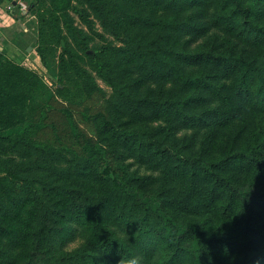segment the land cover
<instances>
[{
	"label": "rangeland",
	"instance_id": "rangeland-1",
	"mask_svg": "<svg viewBox=\"0 0 264 264\" xmlns=\"http://www.w3.org/2000/svg\"><path fill=\"white\" fill-rule=\"evenodd\" d=\"M195 1L122 0L111 11L112 32L83 0H72L83 15L69 10L78 31L63 30L81 58L82 77L60 71L61 45L39 43L27 0L0 2L25 40L14 58L38 77L33 119L0 129V264H118L131 255L140 264H195L193 238H183L174 254L160 222L152 215L145 220L142 208L111 189L101 161L74 137V128L100 144L135 189L158 196L177 221L197 227L207 246L204 264H264V197L246 204L243 196L249 187L264 192V146L261 172L233 161L218 170L231 186L213 190L202 169L154 153L146 138L129 133L145 129L161 147L172 144L209 161L264 139V86L258 88L256 74L240 88L235 66L177 56L208 51L264 64V36L252 29L264 30V0H239L246 18L230 0ZM131 44L144 52H114L99 61L85 55ZM232 186L241 188L233 200ZM83 192L96 197L99 228Z\"/></svg>",
	"mask_w": 264,
	"mask_h": 264
},
{
	"label": "trees",
	"instance_id": "trees-1",
	"mask_svg": "<svg viewBox=\"0 0 264 264\" xmlns=\"http://www.w3.org/2000/svg\"><path fill=\"white\" fill-rule=\"evenodd\" d=\"M2 0H0L1 2ZM28 7L36 16L38 21V41L39 43H47L48 41L57 42L62 46L63 51L59 57L58 67L63 75H77L82 77L86 71L80 64L81 58L69 47L67 34L64 29H67L69 34L78 31L72 26V16L69 10L78 12L80 17L83 15V9H77L71 4L72 0H27ZM122 0H83L85 4L92 9L97 17L101 20L102 25L112 31L116 32L114 25L111 24L110 17L111 11L119 9ZM177 2L179 0H176ZM234 4V8L240 11L245 18L249 15L247 9L242 7L239 0H230ZM198 1L196 0L195 3ZM201 2V1H200ZM199 2V3H200ZM194 3V4H195ZM204 3V2H202ZM219 18L226 20L224 16L219 15ZM148 20V19H147ZM259 35L263 34L264 30L256 25L252 26ZM247 30H250L247 27ZM162 42L160 41V44ZM127 49L122 47L101 46L98 49H92L91 53H85L89 58L99 61L107 54L133 52L142 53L143 47L141 45H128ZM164 51V48H159ZM41 54L43 48L39 46ZM86 50V48L84 49ZM83 50V51H84ZM185 58H201L207 57L214 60L221 67L235 66L240 70L238 87L243 88L248 85L249 81L256 74L258 88L264 86V64L249 60L243 55H213L208 51H197L190 53H177V56ZM38 77L36 73L22 66L18 61H15L5 55L0 50V129H19L26 125V122L33 119V109L30 107L31 94L36 86ZM191 81L194 79H186ZM263 98V97H262ZM264 99V98H263ZM259 100V97L258 99ZM74 137L79 139L84 148L88 150L91 156H95L101 161L102 169L100 171L103 178H105L111 189L118 195L129 198L131 203L139 208H142L144 219L147 220L148 215H152L156 221L160 222V232H162L168 241L173 239L174 254H180L182 249L180 247L183 238L192 237V244L189 250L191 257L195 264H204V256L206 254V245L198 237L197 227L183 222H179L164 209L163 201L156 195L144 194L135 189L130 183V177L125 173L123 167L116 162L113 164L114 158L105 153L102 146L96 143L91 137H87L84 132L74 128ZM131 135H138L146 138L148 141L146 146L152 149V152H157L163 157L166 154L175 158L179 164L189 165L192 168L198 167L203 170L205 177L212 179L214 182L213 190L219 186H231L228 178L224 175H219L218 170L225 164L234 163L233 161L242 160L254 170L261 172L262 170V149L264 146V139L256 137L251 141L249 147H242L235 151L226 153L222 158L215 161H209L202 156H195L181 151L179 148L172 144H166L162 147L160 142L154 141L150 138L149 133L145 129H135L130 131ZM146 147L145 145H143ZM17 177L15 172L11 174ZM231 200L236 196H241L239 186H232ZM235 190V191H234ZM244 202L250 204L255 199L264 197V192H260L255 188H247L243 193ZM96 197L89 195L86 192L82 193V201L88 207L90 217L94 224L99 228L101 227V218L99 207L95 203ZM252 205V204H251ZM145 224H149L146 222Z\"/></svg>",
	"mask_w": 264,
	"mask_h": 264
},
{
	"label": "crops",
	"instance_id": "crops-1",
	"mask_svg": "<svg viewBox=\"0 0 264 264\" xmlns=\"http://www.w3.org/2000/svg\"><path fill=\"white\" fill-rule=\"evenodd\" d=\"M2 12L0 10V50L9 58L17 61L16 59L20 56V47L24 44L25 40L19 33L15 32L16 22L13 16ZM8 53L12 56H9Z\"/></svg>",
	"mask_w": 264,
	"mask_h": 264
},
{
	"label": "clouds",
	"instance_id": "clouds-1",
	"mask_svg": "<svg viewBox=\"0 0 264 264\" xmlns=\"http://www.w3.org/2000/svg\"><path fill=\"white\" fill-rule=\"evenodd\" d=\"M118 264H140L139 258L135 255H131L128 258H120Z\"/></svg>",
	"mask_w": 264,
	"mask_h": 264
},
{
	"label": "water",
	"instance_id": "water-1",
	"mask_svg": "<svg viewBox=\"0 0 264 264\" xmlns=\"http://www.w3.org/2000/svg\"><path fill=\"white\" fill-rule=\"evenodd\" d=\"M34 40H36V38H34ZM30 48H31V47H30V46H28V47H27V50H30Z\"/></svg>",
	"mask_w": 264,
	"mask_h": 264
}]
</instances>
